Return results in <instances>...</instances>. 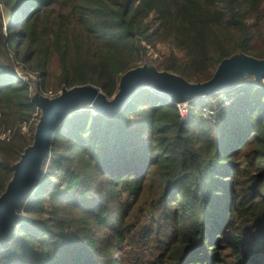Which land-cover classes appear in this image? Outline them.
Returning <instances> with one entry per match:
<instances>
[{
    "label": "trees",
    "instance_id": "obj_1",
    "mask_svg": "<svg viewBox=\"0 0 264 264\" xmlns=\"http://www.w3.org/2000/svg\"><path fill=\"white\" fill-rule=\"evenodd\" d=\"M2 3L12 21L0 12V123L12 136L0 140V195L41 116L10 56L38 73L39 91L55 63L60 86L91 84L108 99L144 58L142 41L168 44L155 67L192 83L232 55L264 59L254 46L264 0ZM218 92L191 99L186 120L144 87L114 116L72 111L4 236L22 251L3 264H264V86L239 87L207 117Z\"/></svg>",
    "mask_w": 264,
    "mask_h": 264
},
{
    "label": "water",
    "instance_id": "obj_2",
    "mask_svg": "<svg viewBox=\"0 0 264 264\" xmlns=\"http://www.w3.org/2000/svg\"><path fill=\"white\" fill-rule=\"evenodd\" d=\"M247 75L256 81L264 79V59L243 53L232 55L218 64L210 80L197 83L171 72L159 71L154 65L144 64L126 71L120 77L118 91L112 99L91 84L63 88L61 94L53 99L38 94L33 96L31 100L40 109L41 116L36 124L32 145L11 166L13 176L0 195V244L20 218L17 207L36 188L43 165L49 158L56 129L72 111L89 104L102 115L114 116L141 87L174 103H186L217 93L222 88L233 87Z\"/></svg>",
    "mask_w": 264,
    "mask_h": 264
},
{
    "label": "rangeland",
    "instance_id": "obj_3",
    "mask_svg": "<svg viewBox=\"0 0 264 264\" xmlns=\"http://www.w3.org/2000/svg\"><path fill=\"white\" fill-rule=\"evenodd\" d=\"M0 12L4 15V24L7 26L11 21H12V17L10 16V14H8V12L4 9L3 7V3L0 0ZM229 40H232L234 37L229 34L228 32L223 33ZM257 38V37H256ZM255 38V39H256ZM259 39L254 43V46H257V49H261L264 48V27H262V36L258 37ZM233 42V41H232ZM149 46H153L152 44ZM148 52L145 54V57L142 58L141 62L138 63V66H142V65H156L157 62L163 60L164 57L162 56H166V54L168 55V53L171 51L170 46L168 45H164V49L163 50H159L158 47L153 48L150 47L148 50ZM162 57V58H161ZM13 64V63H12ZM50 68V75H51V83L50 85L47 87V91H42V92H48V91H53L55 93H58V95L61 94V91L63 88H65L64 86H60L58 84V75H59V69L58 67L55 65V63H52ZM17 72L18 71H24V72H31V69L29 68V66L27 65H20L18 67H16ZM248 76V75H247ZM244 76L242 79H244L241 83H239L237 86H235V88L230 87V88H222L220 92H218L221 96L219 97L218 100H215L213 105L215 107H217V110H213L212 112H206L205 116L208 117V114H212V115H216V116H221V112L220 109L223 108L224 106L228 105L231 101H232V97L234 96L235 92L238 90L239 87L245 86V85H251L254 87H262L264 86V79L256 81L254 80H248L249 77L252 76ZM15 77L20 81L19 77H17V73L15 74ZM247 78V80H246ZM32 78H30L29 80H31ZM42 94V95H41ZM40 95L45 97L47 94L46 93H41ZM188 103V102H186ZM189 104V103H188ZM87 106L93 108L92 106H90L89 104H86ZM39 112H41L39 110ZM218 117V118H219ZM36 118V117H35ZM36 120H32L31 122H29L28 124H25V135L27 137H30L33 135L32 129H34V122ZM48 161V159H47ZM46 161V162H47ZM23 215V213H22ZM2 244V245H1ZM0 244V264H3L4 261L9 257V255H13V253H20L22 251V249L20 248L19 243L16 240V235L14 237H12L8 242H6L5 244H3V242Z\"/></svg>",
    "mask_w": 264,
    "mask_h": 264
},
{
    "label": "built area",
    "instance_id": "obj_4",
    "mask_svg": "<svg viewBox=\"0 0 264 264\" xmlns=\"http://www.w3.org/2000/svg\"><path fill=\"white\" fill-rule=\"evenodd\" d=\"M142 45L146 47V53L148 52L147 50L150 48V47H153V48H157L161 51L164 49V45H168V44H161V43H157L155 46H148L146 45L145 42L142 41ZM169 46V45H168ZM169 54V53H168ZM167 55V54H166ZM165 56V55H164ZM162 56V57H164ZM11 57V61L13 63V70H14V74L17 73V77H19L20 81L23 82V83H26L28 84L29 86V93H30V96L33 97L35 95H40L41 93H46L47 95L45 97L47 98H50V99H53L58 95V93H55L53 91H48V92H42V91H39L37 89V84L38 82H40V78L38 77V73L37 72H34V71H31V72H24V71H18L16 70V67L20 66V65H24L22 64L21 62H19L18 60H15L13 58V56H10ZM145 57V56H144ZM161 57V58H162ZM30 78H32L31 80H29ZM42 95V94H41ZM40 95V96H41ZM172 102V101H171ZM174 103V102H172ZM189 103V101H188ZM188 103H174L176 105V107L178 108L179 112H180V116H181V119L182 120H186L187 117H188V113H189V104ZM36 109L37 110H40L37 106H36ZM0 118H1V114H0ZM25 127L26 125H22L21 126V131L24 133L25 131ZM12 136V132L10 129H6L4 127L3 124L0 123V140L2 141H9L10 138Z\"/></svg>",
    "mask_w": 264,
    "mask_h": 264
},
{
    "label": "crops",
    "instance_id": "obj_5",
    "mask_svg": "<svg viewBox=\"0 0 264 264\" xmlns=\"http://www.w3.org/2000/svg\"><path fill=\"white\" fill-rule=\"evenodd\" d=\"M2 1V0H1Z\"/></svg>",
    "mask_w": 264,
    "mask_h": 264
}]
</instances>
